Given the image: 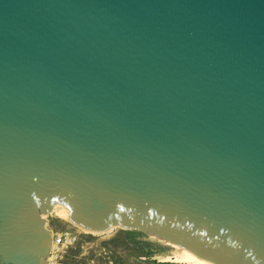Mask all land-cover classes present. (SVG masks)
Wrapping results in <instances>:
<instances>
[{
	"label": "water",
	"instance_id": "obj_1",
	"mask_svg": "<svg viewBox=\"0 0 264 264\" xmlns=\"http://www.w3.org/2000/svg\"><path fill=\"white\" fill-rule=\"evenodd\" d=\"M55 204L264 264V0H0V264Z\"/></svg>",
	"mask_w": 264,
	"mask_h": 264
},
{
	"label": "rangeland",
	"instance_id": "obj_2",
	"mask_svg": "<svg viewBox=\"0 0 264 264\" xmlns=\"http://www.w3.org/2000/svg\"><path fill=\"white\" fill-rule=\"evenodd\" d=\"M45 219L56 235L73 236L58 264H180L160 258L172 248L154 235L121 227L109 233H86L56 216L45 215Z\"/></svg>",
	"mask_w": 264,
	"mask_h": 264
},
{
	"label": "bare ground",
	"instance_id": "obj_3",
	"mask_svg": "<svg viewBox=\"0 0 264 264\" xmlns=\"http://www.w3.org/2000/svg\"><path fill=\"white\" fill-rule=\"evenodd\" d=\"M49 214L52 216H56V217H58L64 221H67L68 223L75 226L79 231L86 232V233H93V234L94 233L95 234L109 233L113 229H116L119 227V226H114V227H111L110 229H108L106 231H102V232L86 230V229L78 226L77 224L73 223L70 220L69 209L65 205H62V204H55ZM50 233L52 236V243H51L50 251L46 257V264H58L59 263L58 259L61 256L60 253L64 252V248L69 245L66 243L70 242V239L73 238V236L71 237L69 232L60 233V234L56 235L53 230H50ZM61 237H64V239H62ZM163 242L172 248V250L170 252H168V253L165 252L166 254L160 256V258L165 260V261H173V262L180 263V264H214L210 260H207L205 258H201V257L195 255L193 252H191L190 250H188L185 247H181V246L174 244L172 242H169L167 240H164Z\"/></svg>",
	"mask_w": 264,
	"mask_h": 264
},
{
	"label": "built area",
	"instance_id": "obj_4",
	"mask_svg": "<svg viewBox=\"0 0 264 264\" xmlns=\"http://www.w3.org/2000/svg\"><path fill=\"white\" fill-rule=\"evenodd\" d=\"M60 242V241H59Z\"/></svg>",
	"mask_w": 264,
	"mask_h": 264
}]
</instances>
